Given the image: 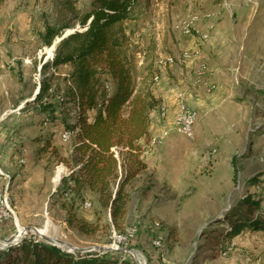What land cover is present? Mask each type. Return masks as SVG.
I'll list each match as a JSON object with an SVG mask.
<instances>
[{
    "label": "rangeland",
    "instance_id": "374dc122",
    "mask_svg": "<svg viewBox=\"0 0 264 264\" xmlns=\"http://www.w3.org/2000/svg\"><path fill=\"white\" fill-rule=\"evenodd\" d=\"M66 1L5 0L0 6V241L34 226L72 246L115 248L93 251L120 252L136 264L130 251L116 248L133 249L146 264H264V230L243 229L220 241L230 205L249 194L264 198V0L135 4L125 22L124 57L137 86L169 98L177 112L171 132L165 129L148 147L149 169L128 185L130 201L119 227L94 199L78 207L82 218L100 225L90 235L70 224L68 211L53 195L71 171L61 161L72 143L62 138V117L47 121L34 104L26 105L45 80L56 91L49 101L59 105L64 94L69 68L42 71L55 51L47 53L52 45L44 44L41 33L47 23L73 21L79 28ZM71 1L80 13L91 9L92 0ZM201 22L215 27L214 34L201 30ZM185 35L193 42L184 41ZM219 75L232 91L227 106L218 103L226 84ZM200 90H215L217 98L198 100ZM183 103L197 112L191 135L177 124ZM64 107L72 110L71 104ZM167 109L156 111L160 124L166 123ZM47 140L49 149L39 150ZM25 237L45 241L32 231Z\"/></svg>",
    "mask_w": 264,
    "mask_h": 264
},
{
    "label": "trees",
    "instance_id": "16d2710c",
    "mask_svg": "<svg viewBox=\"0 0 264 264\" xmlns=\"http://www.w3.org/2000/svg\"><path fill=\"white\" fill-rule=\"evenodd\" d=\"M4 1L0 0V6ZM138 1L92 0L91 9L80 13L67 0L79 28L73 21L63 26L47 23L41 33L44 44L51 46L65 30L76 29L58 43L52 60L42 65L43 72L49 66L69 68L63 76L66 88L59 96L60 104L49 101L48 97L56 93L49 80L41 83L33 100L26 102L34 104L37 114L47 121L62 117L65 131L71 134L66 139H72L68 156L61 160L71 171L53 195L68 211L70 224L89 235L98 232L100 225L82 218L78 207L94 199V204L109 210L112 223L120 226L130 201L127 187L148 168L143 154L152 138V113L163 105L162 97L150 88L137 86L123 54L128 41L125 22ZM65 104H71L72 110ZM50 144L47 140L39 150L47 151ZM52 149L57 155V149ZM228 209L221 242L243 229L264 230L263 197L249 194ZM119 255L116 251L69 252L37 237H25L13 246L0 248V264H136Z\"/></svg>",
    "mask_w": 264,
    "mask_h": 264
},
{
    "label": "crops",
    "instance_id": "0c3cea01",
    "mask_svg": "<svg viewBox=\"0 0 264 264\" xmlns=\"http://www.w3.org/2000/svg\"><path fill=\"white\" fill-rule=\"evenodd\" d=\"M202 20H204V19H202ZM201 24H202L201 25V30H203V31L206 30L207 32L210 31L212 33V35L214 34V32H215L214 28L215 27L213 29H211V28H208L209 23L207 24V23H204V22L202 23L201 22ZM187 36L188 35H185L184 41L185 40H188V41H192L193 42L192 37H190V36L187 37ZM192 44H190V45H192ZM218 63H220V65H221L224 62L221 60L220 62L213 63V65H219ZM218 70H219V68L217 67L216 72ZM218 80H222V81L226 82L225 85H222V88L219 91V94H218L219 95L218 103L221 106L226 103V106H227L230 103H232V101H233V99L230 97V94H232V91L229 90L228 87H227V79L226 78H224V77H222V76L219 75V79ZM199 94L200 95L198 97V100H200L202 97H204V98H211V100L217 98V95H216V91L215 90H214L213 94L204 93V92H202V90H200L199 91ZM161 97H163V99H164V96H161ZM188 97H189V94L187 95V98ZM163 101H164L163 102V105H165V106L168 107V109H167V114L168 115H166L167 120H166V123L164 122L163 124H160V120L156 117L157 116V113L156 112H153L152 113V120H151V124H150V132L152 134V138H151L149 144L147 145V148L145 149V152L143 154L144 160L148 163V168L145 169V170H148L149 169V161H148V159H149L148 158V150L149 149H148V147L150 146V143L153 141V138L155 136H161L163 134V132H164L165 129H168L169 132H171V130L173 129V121H174L175 113L177 112V108H176V106L173 107V104L174 103L172 104L169 98L166 100L167 103H166L165 99ZM169 103H171V104H169ZM209 103H211V101H209ZM209 109H210V107H209ZM209 109H208V114H209V111H211V109L210 110ZM198 116H199V114H198ZM141 142L144 143V140H142ZM144 171H142V172H144ZM141 173L137 177H139L141 175Z\"/></svg>",
    "mask_w": 264,
    "mask_h": 264
},
{
    "label": "water",
    "instance_id": "95a60500",
    "mask_svg": "<svg viewBox=\"0 0 264 264\" xmlns=\"http://www.w3.org/2000/svg\"><path fill=\"white\" fill-rule=\"evenodd\" d=\"M76 29H69L65 34H63L61 37H56V39L54 40L53 44H52V47H53V54H54V51L58 45V43L65 37H67L69 34H71L72 32H74ZM29 231H32V232H35L36 234H38L40 237H42L45 241H47L48 243L50 244H53V245H57L59 247H61L62 249L65 250L64 246H68V250L69 252H89V251H93V250H110V249H115V248H112V247H105V246H91V247H85V248H82V247H77V246H72L71 244L67 243V242H64L60 239H57V238H53V237H50L48 235L45 234V232L43 230H40L34 226H29L27 228H25V230H23L22 232H20L19 236H12L8 239H4L3 241H0V248H6V247H9V246H12L14 244H17L19 241L22 240V237H23V234L26 233V232H29ZM117 249H120V250H125V251H130L133 253L135 259H136V262L138 264H146L145 262H143L136 254V252L133 250V249H128V248H116Z\"/></svg>",
    "mask_w": 264,
    "mask_h": 264
},
{
    "label": "bare ground",
    "instance_id": "6f19581e",
    "mask_svg": "<svg viewBox=\"0 0 264 264\" xmlns=\"http://www.w3.org/2000/svg\"><path fill=\"white\" fill-rule=\"evenodd\" d=\"M52 51H53L52 47L47 48V53H49V55L53 54ZM184 119H185V123H182L181 121ZM196 120H197V112L194 109L190 108L188 105L186 106L183 103L181 110L177 116V122H178L177 124L179 125L180 131L185 133L186 135H191L193 132V126L196 123ZM188 127H191V131H188ZM69 135H71V134H69V132L65 131V133L63 135L65 137V140L69 137ZM263 158H264V152H263ZM61 173H62L61 169L57 170L55 178H54L55 182L59 181V179L61 177ZM55 185H56V183H55ZM20 230L22 232V229H20ZM135 255H137L140 259H142V257H140L139 254L136 253Z\"/></svg>",
    "mask_w": 264,
    "mask_h": 264
},
{
    "label": "built area",
    "instance_id": "2783aa9c",
    "mask_svg": "<svg viewBox=\"0 0 264 264\" xmlns=\"http://www.w3.org/2000/svg\"><path fill=\"white\" fill-rule=\"evenodd\" d=\"M194 109V108H193ZM193 113V112H192ZM182 123H185V119L184 120H182L181 121ZM188 131H191V127H188ZM62 138L65 140V137L64 136H62ZM156 244H157V242H156Z\"/></svg>",
    "mask_w": 264,
    "mask_h": 264
}]
</instances>
